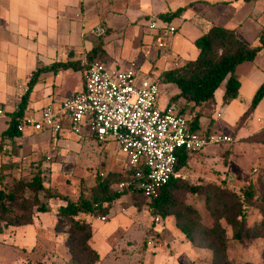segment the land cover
Returning a JSON list of instances; mask_svg holds the SVG:
<instances>
[{
	"label": "crops",
	"instance_id": "0c3cea01",
	"mask_svg": "<svg viewBox=\"0 0 264 264\" xmlns=\"http://www.w3.org/2000/svg\"><path fill=\"white\" fill-rule=\"evenodd\" d=\"M99 1L0 0V110L7 108L11 101V106H13L11 113L16 110L21 96L27 89L30 77L38 69L50 67L55 63H74L83 68L87 62V55L93 49L94 41L97 39L90 34V31L94 25L100 22H102L105 30H111L104 46V50L109 56L106 62L108 66H126L127 63L135 61L145 73L157 78L165 70L174 69L196 60L199 51L194 42L208 32L213 25L235 31L238 37L248 44L243 32L244 25L246 22L255 24L257 27L256 35L254 41L248 44L250 46L259 44V35L264 31V0L248 4L237 0L221 2L217 0H194L192 3L173 2L167 5L162 0H158L161 3V10L157 12L151 6L150 0H134L136 3L134 8L127 7L126 9H122L120 3L116 4V0H109L107 4L101 6L98 4ZM195 1L199 3L194 4ZM247 5L252 6L247 7L250 8L248 9L250 12H246L245 19L238 20L237 10H241ZM184 7L186 11L169 23L177 28V32L166 39L161 38L157 32L150 30L149 23L147 27L142 24L144 18L150 22L152 17L161 18V15H171ZM143 8L144 10H142ZM130 9H134L137 13L133 20L129 21L124 29H116L112 24V19L128 17V10L130 11ZM225 9H229L231 13L224 12ZM145 11H149V13ZM127 29L134 31L133 38L135 37V41L139 40L138 46H136L137 50L134 46V52L133 50L128 52L132 53V56H124L123 54L114 56L110 51V46L116 39L121 38V34L122 37H125L123 32H127ZM145 29L148 31L145 32ZM161 42L165 44L163 48L159 47ZM154 44L156 46H153ZM262 55H264V49L254 62H247L238 67L237 75L241 83L238 99L229 106H225L223 104L224 85L216 91V114L213 117L215 122L213 129L218 134L230 136L233 139L231 134L234 132L235 126L248 110L254 95L264 82V66L257 65ZM243 66H245L244 72L241 75ZM83 73V70L73 68L42 73L30 96L26 117L39 116L45 107L59 105L81 93L85 86ZM249 75L253 76V79H246ZM247 85H250V88L246 95L247 98L244 100V91ZM165 88H169V91L164 97H161L162 106H165L169 99L179 92L178 89L171 86ZM218 114H221V118L217 117ZM221 119L230 127V130L217 124L218 120ZM259 122L264 123V99L258 105L252 119L247 121L243 128L246 131L254 130L255 133L260 130L261 124ZM207 125L208 121L202 119V131L207 130ZM72 137L77 138L78 141ZM246 137H242V135L241 138L238 137L239 142L236 141L234 146L244 142L242 138ZM9 140L18 142L23 147L36 148H49L54 142L60 156L66 150H82L85 145L91 144V142H96L98 145H108V148H99L101 151L100 161L103 165L101 169H105L108 162L111 166L121 168L120 162L123 159L120 153L113 152L112 143L99 144L88 132L78 137L69 132L58 137L50 132H26L22 133L19 138ZM202 153L205 162L213 157V155L203 151ZM231 153V157L235 155L234 147L231 149ZM49 205L58 209L65 204L60 200H50ZM57 209H53L49 213H38L39 217H35L33 225L10 228L0 235V238L12 236L27 251L36 246L38 249L39 247L41 249L49 248V251L55 254L56 258L59 257L61 261L67 260L70 264L71 257L66 247L67 234L55 231ZM146 215H148L147 211L139 212L134 206L129 209L128 215L115 216L108 222L92 221L93 236L90 246L100 255V261L97 264H102L104 260L102 250L105 249V253L107 250L104 246L96 245V241L103 244L113 233L122 230L124 224L128 227H134L135 232L144 224L142 222H144ZM148 216H150V223L145 226L147 229L146 237L148 234L153 235L157 238L158 243L155 246L147 245L142 251L137 247L138 245H135L137 242L134 241V256L141 257L140 264H197L202 261L204 256H207L205 249L196 248L189 242L176 226L173 216L161 217V222H156L155 217L151 214ZM113 219H121V222L107 226ZM104 227L107 229H103V232L100 233V228ZM43 235H47L48 238H41ZM106 256L109 255L106 254ZM115 258L119 259L120 257Z\"/></svg>",
	"mask_w": 264,
	"mask_h": 264
},
{
	"label": "trees",
	"instance_id": "16d2710c",
	"mask_svg": "<svg viewBox=\"0 0 264 264\" xmlns=\"http://www.w3.org/2000/svg\"><path fill=\"white\" fill-rule=\"evenodd\" d=\"M237 1L248 4L262 0ZM185 11V7L180 8L171 15H161V18L170 23ZM110 33L111 30L108 29L104 35H100L94 41L93 49L88 53L87 62L83 68L74 63H55L50 67L38 69L32 74L25 93L21 96L16 110L12 113L8 129L0 135L1 142L5 138L15 139L22 136V133L18 131V125L26 116L30 96L40 75L48 71L69 68L85 72L95 61L106 63L109 56L104 50V46ZM258 40L257 46H250L243 42L235 31L213 25L208 32L194 42L199 51L196 60L159 74L157 80L160 87L171 86L178 89V94L171 97L168 104L180 106L181 113L189 116L190 127L195 133L204 137L218 134L213 129L215 123L213 117L216 113L215 93L224 85L223 104L225 106H229L238 99L241 83L237 69L244 63L254 62L262 52L264 49V31L260 33ZM168 91L169 88H166V92ZM263 99L264 82L235 128L252 119L255 110ZM202 119L208 121L206 131H202ZM260 134L264 135V130H261ZM228 152L227 154H229ZM197 153L189 154L184 150L181 151L176 172L180 173L182 169L186 168L190 157ZM139 171L140 169L134 168L129 171L110 172L105 177H98L97 184L90 189V194L88 196L80 195L77 200H73L59 191L55 192L51 188H46L41 174L35 176L31 181L8 179L6 185L3 183L4 178L0 176V235L10 228L33 225L36 213L53 211L49 204L42 201L39 194L42 192L45 199L60 200L65 204L56 211L55 231L67 234L66 247L73 260L77 258V255H80L83 256L84 264H97L100 261V255L90 246L93 231L92 224L87 218H95L97 215L105 217L111 205L128 192L150 202L151 214L155 219L173 216L178 229L194 247L212 251V264H234L228 258L230 240L240 244H248L258 239L264 241V198L260 199L254 184H250L243 191V196L216 185H191L182 178L176 177L172 178L158 197L154 199L145 197L133 188L124 191L112 189V185L136 181L135 177ZM141 171L146 172L145 169H141ZM179 190L205 196L206 207L215 219L213 227H204L198 211L175 196V192ZM27 192H30L33 198L27 197ZM247 207L260 208L263 214V221L260 225L256 227L247 225ZM222 221L232 229V237H229L228 228L222 224Z\"/></svg>",
	"mask_w": 264,
	"mask_h": 264
},
{
	"label": "rangeland",
	"instance_id": "374dc122",
	"mask_svg": "<svg viewBox=\"0 0 264 264\" xmlns=\"http://www.w3.org/2000/svg\"><path fill=\"white\" fill-rule=\"evenodd\" d=\"M150 1L151 6L156 12L161 10L160 1ZM162 1L165 5H167L172 4L173 2H180L181 4L189 2L192 3L194 0ZM217 1L221 2L228 0ZM108 2L109 0H100L98 4L101 6L103 4H107ZM118 3H120V7L122 9H126L127 7L134 8V5L136 4L134 3V0H116V4ZM198 3V1L194 2V4ZM247 7L252 6L247 5L244 8H241V10H237L238 20L245 19L247 15L246 12H250V10H248L250 8ZM229 9L233 10L234 8ZM229 9H225L224 12L226 11L227 13H231L229 12ZM142 10H144V8ZM128 12V17L112 19V24L116 29H124L126 24L129 21H132L135 14H137L134 9H130ZM145 12L149 13V11ZM148 23L149 20L144 18L142 22L143 26L147 27ZM99 28L104 29L102 22L94 25L91 29V31L94 32H92V34L90 31V34L98 38L100 35L97 33ZM256 28V25L251 22H246L244 25L243 32L245 40L248 44H251L254 41ZM144 31L147 32L148 29H145ZM133 32L134 31L127 29V32H123L125 37H122L121 34V38L116 39L113 44H111L110 51L114 56H118V54L132 56V53L130 54L128 52H131V50L134 52V46L136 49V46H138L139 43L138 39L135 41V37L133 38ZM153 46H156V44ZM129 63H127V65ZM257 65L260 67L264 66V55L260 56V60H258ZM244 67L245 66H243L241 70V75L244 72ZM86 71L83 73L84 81ZM151 76L154 77L153 75ZM246 79H253V76L249 75ZM249 88L250 85H247L244 91V100L247 98L246 95ZM165 92L166 88L161 86V97L165 96ZM11 103L7 106V108L3 107L5 109L2 110L4 116L0 118V134L8 128L12 118L11 112L13 110V106H11ZM217 124L230 130V127L225 124L222 119L218 120ZM245 124L246 123L234 128V132L231 134L233 137L232 144L215 145L205 148L203 150L204 153L213 155V157L206 162L202 152L192 155L189 159L188 166L182 169L179 173L182 176L181 178L191 185H216L234 191L241 196H243V191H245L250 184H254L260 199L264 198V135H259V132L264 130V123H260V130L255 133L253 132L254 130H244L243 127H245ZM252 127L253 126L251 125V128ZM241 135L242 137L247 136L248 138H242L244 142L237 143L234 146L236 141L239 142L238 137L241 138ZM72 138L77 140L75 137ZM77 141L76 143L78 144ZM0 143V176L4 178L3 183L5 185L8 182V179L31 181L35 176L41 174L46 188H51L55 192L59 191L63 195H66L73 200H77L80 195L84 194L88 196L90 194V189L97 184L96 180L98 177H101L102 175L105 177L110 172L122 171V169L117 166H111L109 162L105 169H101L103 165L100 161V149H103V147H107L108 145H98L96 142H91V144L85 145L84 148L79 151L76 149L66 150L61 156L59 155L57 148L54 146V142L49 146V148L23 147L18 142H12V140H9L8 138L3 139L2 142L0 139ZM112 145L113 152L119 153L117 146L114 144ZM233 147L235 155L231 157L232 153L228 151L233 149ZM227 152L229 154H227ZM254 170H257L258 172L255 173ZM116 188V185H112V189L115 190ZM39 194L42 201L49 204L50 200L45 199L44 193L41 192ZM26 196L33 198L30 192H27ZM175 196L179 200L184 201L186 204L193 206L198 211L201 217V223L204 227H213L215 219L206 207L204 195H194L179 190L175 192ZM53 206L55 207L54 204ZM134 206L137 207L139 212L147 211L148 215L152 213L150 210V202L146 201L142 197H135L133 193L127 192L125 196L116 200L111 205L108 214L105 216L106 222L115 216L128 215L129 209ZM53 209L55 210L57 208ZM148 215H146L144 222H142L144 224L135 232L134 227H128L124 224L122 230L120 229V231L113 233L108 239H106V241H104L103 244H101L100 241H96V245L101 247L104 246L107 250V253H105V249L102 250V254L104 255L102 264H140L141 257H138V255L134 256V241L137 242L135 245H138L137 247L143 251L147 247L149 239L154 237L149 234L147 235L148 237H146L147 229L145 226L147 223H150V216ZM35 217H39L38 213L35 214ZM246 217L247 225L249 227H256L263 221V214L258 207H247ZM101 218H103V215H97L95 218H88V220L92 222L94 220H100ZM116 222H121V219H113L107 226ZM222 224L227 227L224 221H222ZM227 228L229 237H232V229L229 227ZM103 229L105 230L107 228H100L99 232L102 233ZM44 237L46 239L48 238L47 235L41 236V238ZM154 240L156 241L157 238L155 237ZM37 247L38 246L34 247L32 250L30 249V251H27L21 247L20 243L17 242V239H13L12 236H3V238H0V264H68L67 260L61 261L59 257L56 258V255L52 254L49 251V248L41 249L39 247L38 249ZM205 253L207 256H204L202 261L197 264H212V251L205 249ZM106 254L109 256H106ZM263 254L264 241L262 239L255 240L254 242L252 241L248 244H240L232 240L229 241L228 258L234 264H264ZM115 257L120 258L116 259ZM70 264H84L83 256L77 255L75 260L71 257Z\"/></svg>",
	"mask_w": 264,
	"mask_h": 264
},
{
	"label": "built area",
	"instance_id": "2783aa9c",
	"mask_svg": "<svg viewBox=\"0 0 264 264\" xmlns=\"http://www.w3.org/2000/svg\"><path fill=\"white\" fill-rule=\"evenodd\" d=\"M149 28L163 39L177 32L176 27L160 17H152ZM105 32L103 28L97 31L100 35ZM164 46V42L159 44L160 48ZM3 116L0 110V118ZM217 117L221 118V114ZM18 131L50 132L55 137L66 132L78 137L88 132L99 144L116 145L123 157L122 171L140 169L136 181L122 182L116 189L133 188L149 199L158 197L172 178L182 177L176 172L181 151L193 154L209 146L233 142L230 136L222 134L204 137L195 133L189 116L181 113L179 105H161L157 78L145 73L134 61L112 67L95 61L85 73L81 93L59 105L45 107L39 116H25ZM100 220L105 222L106 217ZM154 238L149 239L148 246L157 244Z\"/></svg>",
	"mask_w": 264,
	"mask_h": 264
}]
</instances>
